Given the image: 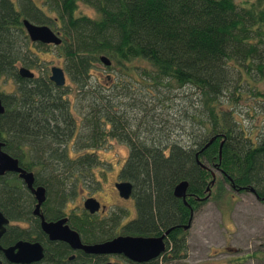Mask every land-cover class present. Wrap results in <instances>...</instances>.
I'll return each instance as SVG.
<instances>
[{
  "label": "trees",
  "instance_id": "1",
  "mask_svg": "<svg viewBox=\"0 0 264 264\" xmlns=\"http://www.w3.org/2000/svg\"><path fill=\"white\" fill-rule=\"evenodd\" d=\"M42 1L45 6L37 0H0V85L10 78L15 82L13 90L1 91L6 110L0 114V139L40 177L54 179V174L43 171H60L70 188L59 194V213L65 212L81 178L91 177L97 183L94 166L102 161L98 151L110 138L129 148L120 174L133 183L137 199V217L123 230L158 235L174 226L166 251L137 264H169L187 257L184 224L191 209L196 212L215 189L225 192L226 182L238 191L253 187L264 201V130L254 132L262 123L264 107L251 127L234 110V104L249 93L264 100V91L255 82L264 77V0ZM81 3L94 13L80 10ZM25 18L58 29L62 42L33 41ZM51 47L63 58L70 83L57 85L47 67L34 78L19 73L21 65L39 66L40 51ZM103 54L112 60L106 66L114 73L101 79L95 70L104 64ZM175 89L184 91L180 113L186 118L176 122L167 103ZM126 105L145 115L132 120ZM186 131L189 137L179 138ZM212 171L216 182L211 196L204 198ZM8 177L0 175V207L15 218L23 215V208L10 198L8 186L19 185ZM183 179L189 180V204L174 194ZM29 195L25 200L32 207ZM88 216L84 211L72 212L71 217L72 225L85 236ZM115 217L109 228L103 220H95L98 227L89 232L88 240L114 236L119 216ZM35 228L36 224L32 231L6 234L2 242L34 238ZM51 246L46 260L62 264L70 248L64 242ZM0 259V264H13L4 256Z\"/></svg>",
  "mask_w": 264,
  "mask_h": 264
},
{
  "label": "rangeland",
  "instance_id": "2",
  "mask_svg": "<svg viewBox=\"0 0 264 264\" xmlns=\"http://www.w3.org/2000/svg\"><path fill=\"white\" fill-rule=\"evenodd\" d=\"M237 1L246 2V0ZM39 3L45 6L43 1ZM80 10L90 14L94 13V9L84 3L80 4ZM56 52L55 47L40 51L43 64L45 68L47 67L49 73H51L50 68L52 65H62L63 58L59 57ZM34 71L39 73L37 68ZM109 72L114 73V69H110L104 64H99L95 70L96 76L101 79L107 78ZM126 76L129 75L126 73ZM67 81L70 83V78H67ZM255 82L257 88L264 91V77L256 79ZM1 85V89L7 90L15 87L12 78ZM183 92L175 89L172 95L173 98L167 101L170 104L169 109L173 111L170 117L174 122L180 117L182 120L186 119L183 117L182 112L180 113L184 105L181 98ZM261 106L264 107V100L249 93L234 104V110L239 114V118L243 120V123L251 127L255 122L256 113L259 112L262 115ZM125 108L127 115L132 120L145 115L142 110L137 109L135 106L126 105ZM184 123L188 125L186 121ZM259 129L264 130V118L260 127L255 128L254 132ZM188 137L189 131L179 135V138L182 139ZM98 152L102 161L94 166V173L96 177L103 180L101 192L106 194L109 192L110 181L114 179L115 173L112 170L107 173L104 169H118L119 165L125 161L129 148L121 140L110 138L103 147H100ZM80 184H83V182H80ZM225 187V192L220 194L215 189L210 199L196 210L193 223L188 228L189 255L182 259L172 260L169 264H207L208 262L212 264H264V201H260L253 191L231 189L227 182ZM88 188L90 187L82 191L85 193L84 195H78L80 196L79 200L69 203L68 210L81 211L82 208L79 207V204L83 203L81 198H85L93 191ZM226 246H230L231 249L224 250L227 249ZM161 263L166 264L164 261H161ZM115 264L129 263L127 261L123 262L120 258Z\"/></svg>",
  "mask_w": 264,
  "mask_h": 264
},
{
  "label": "water",
  "instance_id": "3",
  "mask_svg": "<svg viewBox=\"0 0 264 264\" xmlns=\"http://www.w3.org/2000/svg\"><path fill=\"white\" fill-rule=\"evenodd\" d=\"M24 25L30 38L33 41H41L44 43H54L56 45L62 42V36L59 31H55L49 24L35 23L28 18L24 19ZM101 61L105 65H111L112 60L108 55H101ZM19 73L24 77H33L35 75L27 66H21ZM50 78L57 85H65L67 82V76L65 69L60 65H53L51 67ZM6 106L0 95V114L4 113ZM215 136L207 143L209 145ZM220 145V157L222 155V145ZM5 142L0 140V174H5L8 171H18L20 175L25 179L27 185L32 189L37 198L35 212L39 213L42 217V228L49 234L52 240H62L68 242L72 248H83L90 253H122L128 258L145 262L149 261L167 249V243L165 237L174 228V226L168 228L165 232L159 235H143V234H121L112 239H108L100 242L83 243L81 235L78 230L71 227L68 222V217H62L57 220H47L44 213L41 211V206L46 199V187L44 185L34 186L35 173L33 170L27 169L20 164V159L4 148ZM198 156V153H197ZM200 163H202L200 161ZM205 167V164L202 163ZM213 178L211 184L207 186L208 194L204 198L211 196L212 187L216 182V172L212 171ZM121 193L125 196H129L132 189V183L129 181H122L117 183ZM189 186V180L183 179L178 182L174 187V194L177 197H182L186 204L187 191ZM254 191V188H251ZM258 196V195H257ZM101 203L95 197H88L85 201V207L91 212H96L100 209ZM195 211L191 209V216L189 221L184 224V228H190L192 220L194 218ZM9 223V218L0 209V249L4 251L6 258L16 263H31L34 261H40L45 256V247L41 241L30 240H18L15 244L4 247L1 243V237L6 231V224ZM77 264H89L86 262ZM104 264H112V262H106Z\"/></svg>",
  "mask_w": 264,
  "mask_h": 264
},
{
  "label": "flooded vegetation",
  "instance_id": "4",
  "mask_svg": "<svg viewBox=\"0 0 264 264\" xmlns=\"http://www.w3.org/2000/svg\"><path fill=\"white\" fill-rule=\"evenodd\" d=\"M12 1H14V0H12ZM37 1L42 2V0H37ZM54 30L59 31L58 29H54ZM35 42H38V41H35ZM48 44L56 45L54 43H48ZM39 62H40L39 66H34V67H29V68L32 71L36 70V68H37L38 72H39L40 68H41V70H44L45 66L43 64V59L41 58L39 60ZM54 65H59V64H54ZM21 66H24V65H21ZM60 66L63 67V65H60ZM20 67H19V69H20ZM40 72L36 73L34 71L35 75L33 77H26V78H34L35 76L40 74ZM49 74H51V73H49ZM0 87H2V85H0ZM13 89L14 88H12L11 90H13ZM2 90L11 91V90L0 88V95H1ZM124 162L121 165H119L118 169H115V170L114 169H108V170L104 169V171L107 173H109L108 171H111V170L113 173H115L114 179L110 181V187L108 188L109 192L106 194L101 192L103 189V180L100 179L99 177H97V179H96L97 180L96 184L94 181L93 182L90 181V180H92L91 177L85 176L83 179L81 178L79 180V183L76 184V186H78L79 189L77 190L75 195L70 197V200L68 201V203L65 207V212H63V213L58 212L56 204L58 202L59 194L61 193V191L63 189H65L66 187L70 188V185H67L66 183L62 182V178L59 175L60 174L59 170L58 171L48 170V172L43 171L46 174L47 173L54 174L56 176V177H54V179H47V177L42 178L39 176L38 171L33 170L35 173L34 186L38 187L39 185H44L46 187V199L41 206V211L44 213L45 218L47 220H57V219H60L62 217H68V222L70 223L71 227H73L74 229L79 231L83 243H92L93 242V241H89L87 237H89L90 231H94L98 227L97 225L94 224L95 220H97V221L103 220L104 221L103 224L105 225V227L109 228L111 226H114L113 221H114L115 216H119L118 217L119 218L118 223H117L118 229L116 230V234L110 238L100 240V241L112 239V238H114L118 235H121V234H123V235L124 234H133V233H126L123 230L129 221H131L137 217V213H138L137 199H136L134 185L130 180H128L127 178H123L120 174ZM20 164H21V162H20ZM5 174L9 176L8 179L11 182L19 185V187H16L15 185H9L8 188H10L11 192H12V193H10V198L17 199L18 204L20 205L21 208H23L22 209L23 215L13 218L11 215L7 214V212L0 207V209L3 211V213L9 218V223L6 224V231L3 233L2 237H1L2 245L4 247H7V246L15 244L18 240L23 239V240H30V241H41L45 247V256L42 260L34 261L31 263H26V264H56L54 262H49L46 260V253L49 249V243H51V245H52L51 247L53 249V248L57 247V245L61 244L62 242L66 243L67 246L70 248V251L67 254V257L64 259L65 261L62 264H77V263H83V262H86L89 264H104V263L109 262V261L112 262V264H115L117 262V260H119L120 258L122 259L123 262L127 261L129 264L142 263V262L134 261L122 253H90V252L85 251L83 248H76V249L72 248L71 245L66 241L50 239L49 234L46 233L44 231V229L42 228V217L40 216L39 213L35 212L37 198H36V195L34 194V192L32 191V189L27 185L25 179L20 175V173L18 171H14V170L8 171ZM5 174H0V175H5ZM50 180H53L54 182L57 181L56 182L57 184H55L54 186L49 184ZM122 181H128V182L130 181L132 183V189H131V193L129 194V196L123 195L121 193L118 185H117L118 182H122ZM80 182H83V184H80ZM73 187H75V186L73 185ZM84 187H86V188L90 187L88 189L93 190V191H91L92 192L91 194L86 195L85 198H81V202L83 201V203H82L83 205L80 203L79 207H81L82 209H81V211L77 212V214H83L84 211H87L89 213V216L87 218L88 223L86 224V232H87L86 236H85V233L82 232V230H79L78 228L74 227L71 223L72 212H76V211H73V209L68 210V207H69L68 205L70 202L75 201V200H79L80 196H78V195L82 196L85 194L84 192H82L83 190L86 189ZM17 189H18L19 193H15V191ZM25 190L29 194H31V197L33 198L32 207L28 203V201L25 200L26 198L30 199V195L27 194L25 192ZM88 197H95L101 203L99 210H97L96 212H91L90 210H88L85 207V201ZM13 205L14 204L9 203V206H13ZM28 208H31L30 213H26L28 211L27 210ZM94 214L98 215V217H94ZM81 220H83V218ZM193 220H194V218H193ZM193 220H192V223H193ZM35 224H36V228L34 230L36 232L33 233L34 238L19 237L14 242L9 243L7 245L2 242L4 235H6V234L7 235L8 234L15 235V234H17V230H20V229H22L24 231H32L33 225H35ZM16 227H19V229H16ZM99 227H101V226L99 225ZM165 231H163V232H165ZM169 233L165 237L166 243H167V240H168L169 235H170ZM39 236H41L40 239H38ZM100 241H98V242H100ZM226 248L227 249H224V250H228V249L230 250L231 249L230 246H226ZM0 256L1 257L4 256L6 258L4 251L2 249H0ZM159 256H161V254ZM159 256H157V257H159ZM157 257H155V258H157ZM0 261H1V259H0ZM8 261L13 263V264H23V263H16V262H13L10 260H8ZM207 264H212V263L208 262Z\"/></svg>",
  "mask_w": 264,
  "mask_h": 264
}]
</instances>
